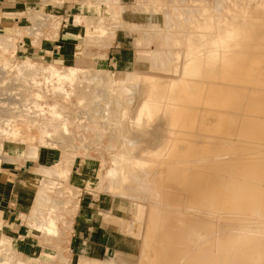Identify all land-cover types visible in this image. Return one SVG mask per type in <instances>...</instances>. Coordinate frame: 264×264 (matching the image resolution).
<instances>
[{"label": "bare ground", "instance_id": "bare-ground-1", "mask_svg": "<svg viewBox=\"0 0 264 264\" xmlns=\"http://www.w3.org/2000/svg\"><path fill=\"white\" fill-rule=\"evenodd\" d=\"M240 13L257 16L258 20L264 16V0H243L230 22L197 30V47H184L175 40L168 78L146 76L138 93L136 90L146 123L153 126L157 121L164 129L157 132L147 128L152 135L157 133L152 137L153 147H148L150 150L136 165L141 169L139 172L147 174L144 179L136 177V170L131 167L126 173L122 167L108 172L113 175L109 182L113 190L109 196L112 213H102V222L131 236L137 245L134 258L113 254L108 262L264 264V32L256 30L250 20L248 23L240 20L237 15ZM28 18L35 21L32 15ZM80 20L75 17L73 25H79ZM26 30L29 35H36L35 25L30 24ZM98 31L102 35L105 29L99 26ZM90 38L88 32L82 37L84 42ZM12 42L9 37L0 38V77L12 70L14 91L25 88L34 104L25 114H19L18 110L24 109L13 103L19 98L12 92L8 94L4 84H0V136L18 139L23 126L18 127L17 123H24L28 148L19 161L34 163L38 154L34 145L47 149L58 143H48L51 135L47 125L55 134L62 131L61 136L65 137L70 119L59 113L58 105L46 102L47 93L64 101L76 95L78 103L83 98L93 103L94 92L86 95L77 87L87 73L86 68L38 66L28 60L18 66L12 57L3 61ZM146 66L165 71L167 64L157 66L149 61ZM66 85L70 90L65 89ZM89 116L88 111L86 120ZM129 123L134 124L132 120ZM87 128L84 127L86 131L99 132L96 125ZM139 136L135 139L141 147ZM0 158L10 163L1 147ZM63 163V167L67 166ZM56 173L60 171L55 167L48 168L42 180L34 183L38 188L34 207L25 218L28 227L43 238V243L47 241V246L68 225L65 218L52 215L62 207V202H54L47 196L51 190L55 194L66 192H62L61 184L51 181L49 176ZM0 184L1 188L10 187L7 182ZM75 192L76 189L69 188L71 196ZM77 208L73 207V218ZM43 209L48 212L45 217L41 214ZM3 227L1 223L0 247L7 258H1L0 264H45L37 259L29 263L13 260L11 240L1 234ZM68 229L73 231L72 227ZM78 264L100 263L80 259Z\"/></svg>", "mask_w": 264, "mask_h": 264}, {"label": "rangeland", "instance_id": "rangeland-1", "mask_svg": "<svg viewBox=\"0 0 264 264\" xmlns=\"http://www.w3.org/2000/svg\"><path fill=\"white\" fill-rule=\"evenodd\" d=\"M242 1L34 0L32 5L20 6L16 11L0 15L1 19L3 18L5 21L15 20L12 24L13 32L11 34L0 33V38L9 37L13 41L6 56H3V61L12 57L18 66L28 60L38 66L50 64L60 69L86 68L87 73L81 77L82 81H78L77 87L86 95L94 92L93 103L84 98L81 100L82 103H78L76 95H72L69 101L54 97L50 93L46 95V102L58 105L59 113L62 112L63 117L75 118V120L68 119L67 132H65L67 137L61 136L62 131L55 134L53 129L47 125V130L51 135L48 136V143H58L54 145L50 143L53 146L49 145L47 149L42 147L38 149L34 145L33 149L38 150L36 162L27 164L25 168L27 175L21 177L16 175L20 178L21 183L26 184L21 186L19 183V187L21 188V197L28 196L29 202L24 207L25 209L22 208L20 213H16L14 224L3 225L4 227L1 229L2 236L11 240L13 260L29 263L37 259L45 264H78L80 259L88 261L94 259L98 260L100 264H117V262H108V260H112L111 255L135 257L136 242L132 241L131 236H126L110 225H104L102 213H112L109 205L112 199L109 196L112 195L111 191L113 192V190L109 182L113 175L109 176L108 172L115 167H122L126 173V170L131 167L136 170V177L144 179L147 174L144 171L139 172L141 169L138 170L136 165L141 160V156L150 150L148 147H153L155 139L152 137L154 134L164 129L163 124L160 125L157 121H154L153 126L146 123L141 111L140 93L137 95L139 85L146 76H166L168 78L167 76L171 74L170 67H168L171 61V52L175 48L173 42L179 40L184 47H197L199 43L195 32L200 29L206 30L212 25L230 22L231 15L237 13ZM154 8L156 9L154 10ZM111 12L116 17H113ZM35 13L44 16V18L35 16ZM29 15H32L35 21H29ZM237 15L244 22L250 20L254 23L256 30L264 32V16L258 17L257 20V16L250 17L241 13ZM75 17L81 18L80 24L76 26L81 30L79 45L82 53H85L81 62L75 65H62L48 61L47 46L57 38L59 33L57 28L60 29L61 21L74 24ZM122 20L128 24L123 23ZM255 21H259V23L256 24ZM30 24L36 26V35H29L27 32L26 29ZM99 26L105 29L102 35L98 31ZM87 32L91 34V38L84 39L86 40L84 42L82 37ZM18 43L24 44V46H18ZM176 49L182 50L183 47H176ZM35 51L41 58L36 56ZM109 52H112L115 57L118 55L119 64L117 63L114 68H107L105 65ZM149 61H154L157 66L165 63L167 67L165 71L157 67L149 68L146 66ZM1 64L2 62H0V66ZM114 80L117 82L113 85ZM80 82L82 88L79 87ZM0 84H4L8 94L12 92L19 98L13 101L16 107L24 109L18 110L19 114L22 112L25 114L24 111L33 106L34 99L28 90L20 88L14 91L15 74L12 70H7L6 74L0 77ZM120 88L124 90L120 91ZM65 89L70 90L68 85L65 86ZM37 103L41 104V102ZM88 111L90 116L86 120ZM131 120L134 122L132 126L129 123ZM95 125L99 130L98 133L88 129ZM17 126H23L20 128L22 129L19 131L20 133L18 132V139L0 136L2 154L10 159V163H8L5 162V159L0 158V175L4 169L14 170L24 164L19 161V158L26 154V148H28L27 131L24 128V123H17ZM84 127H88V131ZM147 128L157 132L152 135L151 130L147 131ZM149 133L151 135H145ZM136 135H141V147H139V143H136ZM131 136L133 137L131 138ZM60 144L63 145L60 147ZM62 146H66V148ZM68 147L69 151L66 150ZM62 161L66 162L63 164L67 166L63 167ZM52 167L58 169L60 174L50 175L51 181L61 184L62 192L66 190L64 194H55L54 190L47 194L50 200L62 202V207L52 215L65 218L68 225L67 230L61 231V235L50 239V247L47 246V241L44 242L46 244L44 245L43 238L38 237L32 227H28L25 218L34 207L38 190L34 183L42 180L44 172ZM69 188L76 189L75 195L69 194ZM73 207H78L76 215L81 210L89 211V227L76 243L70 244L73 231H70L68 227L73 229L76 217L75 215L73 218L71 214ZM41 214L43 217L47 216V209H43ZM8 229H13V232ZM3 250V247H0V259L7 258V255H3ZM59 257H67L68 260L63 262Z\"/></svg>", "mask_w": 264, "mask_h": 264}, {"label": "crops", "instance_id": "crops-1", "mask_svg": "<svg viewBox=\"0 0 264 264\" xmlns=\"http://www.w3.org/2000/svg\"><path fill=\"white\" fill-rule=\"evenodd\" d=\"M34 0H0V15L6 12H12L18 10L20 6L32 5ZM13 21H5L1 19L0 16V33L11 34L13 32ZM81 30L74 26L72 23L68 24L66 21H61V27L57 38L48 44L47 46V60L57 64H72L75 65L82 60V50L79 45V35ZM37 57L39 53L35 51ZM118 57V55H116ZM113 55L112 52L108 53L107 59L105 60V65L107 68H114L118 58ZM29 162H25L18 169H4L0 175V183L7 182L10 187H2L0 184V222L3 225H12L15 223L14 216L29 202V198L21 197V188L19 187L20 178L16 175L24 176L25 168ZM32 164H34L32 162ZM20 196V198H18ZM25 209V208H24ZM89 211L81 210L76 215L73 224V235L71 236L70 244L76 243L82 235L87 232L89 227ZM19 216V214H18ZM14 218V219H13ZM17 218V217H16ZM7 226V227H8ZM9 228V227H8ZM13 232V229H8Z\"/></svg>", "mask_w": 264, "mask_h": 264}, {"label": "built area", "instance_id": "built-area-1", "mask_svg": "<svg viewBox=\"0 0 264 264\" xmlns=\"http://www.w3.org/2000/svg\"><path fill=\"white\" fill-rule=\"evenodd\" d=\"M22 46H24V44H23V45H21V47H22Z\"/></svg>", "mask_w": 264, "mask_h": 264}]
</instances>
